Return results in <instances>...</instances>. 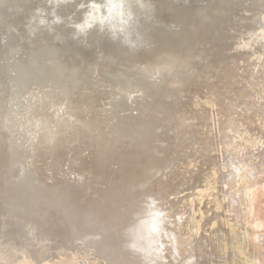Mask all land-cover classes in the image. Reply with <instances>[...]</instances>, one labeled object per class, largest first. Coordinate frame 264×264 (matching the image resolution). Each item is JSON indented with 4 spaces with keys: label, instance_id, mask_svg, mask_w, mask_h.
I'll return each instance as SVG.
<instances>
[{
    "label": "rangeland",
    "instance_id": "obj_1",
    "mask_svg": "<svg viewBox=\"0 0 264 264\" xmlns=\"http://www.w3.org/2000/svg\"><path fill=\"white\" fill-rule=\"evenodd\" d=\"M38 1L41 0L32 2L37 4ZM196 1L192 16L199 17L194 23L188 20L184 23L193 26V34L183 29L186 39L181 45L184 53L190 48L194 50L196 60L193 58L183 68L186 69L182 77L175 78L173 75L164 81L166 86L158 89L156 98L147 103L149 109L145 115L138 117L134 111L118 110L119 95L124 92L115 90L112 95L108 81L95 79L94 86L101 85L102 91L96 87V91L91 93L101 95L103 92L106 98L90 94L89 89H84L79 97L86 96L88 92L89 99L94 100L91 104L93 110L82 113L86 119L93 121L87 129L90 135L97 134L96 130L102 127L99 136H105L111 125L114 126L110 136L96 138L102 144L104 141L103 145L87 146L81 137H77V141L68 137L63 140L66 147L57 149L58 140L53 144L49 142L50 149L39 147L30 160L23 158L26 153L21 149H15L20 157L17 162L32 168L34 175L31 178L38 176L37 170L41 174L45 171L54 174L60 170L58 172L62 174L64 167V171H70L65 172L70 174V178L65 175L60 178L59 173L49 178L52 174L45 172V180H42L40 189H36L39 185L36 180L22 176L21 182L19 179L15 183L14 175L13 183L21 185L16 189L25 200L19 195L17 199L24 202L12 209L24 210L35 216L41 229L47 231L50 226L53 237L37 229H23L25 226L8 234L9 228L4 227V219L9 224L7 219L10 216L4 213L2 206L9 199V188L3 187L0 190V245L8 247L17 244L19 246L15 248L18 252L21 248L24 252L31 249L38 256L35 259L38 264H264V0H254L255 3L252 0ZM4 4L0 1V34L18 45L6 42L2 46L0 59L4 62L0 61V74L5 73L0 80L9 79V73L11 76L18 74L16 67L10 68L7 73L3 63L15 66V61L16 64L25 62L30 55L27 48L32 46L24 47L19 35L16 40L15 36L11 38L17 20L22 16L21 7L5 14ZM58 5L60 1L55 6L44 8L46 12L42 9L30 11L20 30H24L26 36L42 37L37 32L48 33L46 25L49 27L56 20L57 26L51 36L56 37L53 45L62 52L65 42L57 41V38L61 32L66 33L77 25L58 19ZM65 5L68 3L62 4ZM222 10L227 11L224 13ZM78 11L79 8L75 9L73 15ZM40 13L45 15L42 17ZM87 17L88 14L81 17L83 25L84 19L87 23L94 22L88 21ZM199 18L200 24L197 23ZM145 20H150V17ZM41 21L45 22L40 25ZM139 26L146 28L150 23ZM172 31L166 29L165 35H171ZM145 35H148L147 39L140 38L141 34L137 31L136 36L141 41L137 48L139 53H143L150 41L156 39L152 31ZM73 39L80 48L89 42L90 36L83 41V45L80 32ZM13 46L16 47L15 52L21 55L10 63L11 58L5 54ZM103 57L113 59L110 54L100 53L97 61ZM150 57L148 54L144 58ZM98 68L101 77L104 69L102 71L101 66ZM13 79L15 77L7 83L11 84ZM43 84L55 88L51 81L38 80L31 82L22 93L30 88L32 90L29 91L35 95L39 91L37 105L47 103L48 106L44 107L54 111L57 107L51 102L49 105L47 99L43 101V97L55 91L49 89L45 93ZM11 87L14 85L11 84ZM103 87L107 88L103 90ZM7 88L5 83H0V101H3L1 95ZM114 93L118 96L114 97ZM66 101L70 102L68 99L64 100L65 103L61 101L58 107L64 109L69 104ZM75 110L69 109L68 112L74 115ZM129 114L131 119L124 120ZM12 115L13 112L3 117L4 125L15 131L16 123ZM64 117L71 118L68 114ZM43 120L41 117V122ZM121 133L124 134L118 141ZM51 141H54L53 137ZM26 147L27 144L22 141L21 148ZM61 163L68 165L62 166ZM55 166H62V170L57 167L53 172ZM97 167H102V170ZM93 172L98 177L94 178ZM2 176L5 179V175ZM55 176L61 180L57 178V182ZM9 177L5 179L7 183L12 178L11 175ZM82 177L86 178L83 180ZM25 181L35 183V187ZM23 216L20 213L17 219L12 218L17 224L20 220L22 224L35 223L32 216L25 219ZM37 231L39 235L34 236ZM63 239L75 242V246L87 247V251H82V254L76 252L75 256L52 252L51 246H63Z\"/></svg>",
    "mask_w": 264,
    "mask_h": 264
},
{
    "label": "bare ground",
    "instance_id": "obj_2",
    "mask_svg": "<svg viewBox=\"0 0 264 264\" xmlns=\"http://www.w3.org/2000/svg\"><path fill=\"white\" fill-rule=\"evenodd\" d=\"M6 1H7V5H5L3 9V13L5 14L15 12L17 11V9L21 7L20 13H22V16L17 20L16 28L12 33L15 36V40L17 39V36L19 35V40H22V42L20 43L24 45V47L28 45L37 46L41 44L40 46L43 48L45 46H49V47H52L53 50L57 49L55 47V44L53 46V42L56 41V37L51 36L52 30L56 29V26H57L56 20L54 22H51L49 27L46 25V27L48 28L47 30L49 31L48 33L41 34L40 32H37V34L42 35V37H36V35L26 36V32L24 30H20V27L21 26L23 27L22 23L24 22V20L27 17V14L30 11L42 9L43 12H46L44 8H49L53 4L55 6L60 1V5H58L57 7L58 19L68 22L69 25H75V24L79 25L80 24V26H85L87 22L84 19V25H83V19L81 17L86 16L90 12L89 5L91 3H96L98 5H101L100 17L105 18L103 23H101L100 21L91 22L92 26L90 27V29L88 27H82V29L74 27L71 30H67L66 33L64 31L61 32L60 37L57 38V41L59 39L60 41L65 42L62 52L60 50H57V52L56 51L49 52L48 57L44 58L45 59L44 63L39 61V64L37 66L38 67L42 66L45 72L43 70L42 71L43 75L41 76L39 75L37 79L40 80L41 82L42 81L44 82V80L45 82L51 81L53 83V87H55V88H50L51 86L46 87L45 84H43L45 86L44 87L43 85H41L43 86L42 90L43 91L45 90V93L49 89H54L53 91H55L53 92V94L50 91L51 92L50 95L46 93L45 98L43 96L41 97H43V101L45 99V102L47 99L49 105H50L49 102H51L52 106L57 107V108L55 107L56 109H54V111H50L48 110L47 107H44V106H48L46 105L47 103L37 105L36 101H39L38 100L39 96H37V94H39V91L38 93L36 91V95H35L34 92L33 93L30 92L32 90L31 88H30L31 90L26 89L27 92L24 91L25 92L24 95H23L24 92L21 95L19 93L18 94L15 93L14 87H11L10 89H6L4 92H2L1 96L3 98V101H0V159L2 160L0 161V190H2L1 188L3 187L9 188L10 191L8 190V197L10 199L14 197L17 198L20 195L17 192L19 189L17 190L16 186L14 185H12V187L7 186V184L10 185L11 183H13L14 175H15V183H16V179L20 178L21 176H23L24 178L26 177V179L28 180L29 179L36 180L37 182L36 184L37 185L39 184L36 189H40L39 186L41 185L42 180L44 181L46 178L45 177L46 171L43 173L44 174L43 175L39 172V170L36 171L38 172V176L31 178V175H34L32 172V168L30 167V165L28 166L26 164L21 165L22 163L19 164L17 162L18 160H20V157L16 153L15 149H18V150L21 149L22 152L26 153L25 156H23V158L26 157V159L30 160V158L33 157L32 154H34L35 150L39 149V147L43 149H50L51 147H50L49 142L53 144V142L58 140L59 141V144L57 145V149H58L59 147L65 146L63 144V140L68 137L70 138L71 141H77L78 140L77 137H81L82 139L85 140L83 141V143L87 146H90V145L95 146V144H97V146H100V144H102L100 142L101 141L100 139H99L100 141L98 140L99 142L96 139L102 136V134L101 136H99L101 133L99 129L102 127H100V125L99 126L97 125V127H100L99 129L96 130L97 134L95 133V130H94L93 133L95 134L90 135L87 132L88 131L87 129L89 126H91L90 124L93 121L92 120L89 121L90 119L88 120L84 116H82V113L84 110H87V113L93 110V107H91V104L94 102V100L89 99V97L91 96L89 94L87 95L88 92L86 93V96L83 95V97L82 96L79 97V95L82 94V91H84V89L91 90L89 92L90 94L94 93L93 91L97 87L96 85L94 86L95 79L97 80L99 78H102V80L101 79L99 80L105 81V83H107L106 81H108L109 82L108 85L110 87V94L112 95L115 90L124 92L123 94L124 96L121 94L119 95L121 99L118 100L120 105L118 104L116 106L118 110L121 109L120 110L121 112H128V111L133 112L134 111L138 114V117L145 115L146 111L149 109L147 107V103L156 98L155 96L157 95L158 89L164 88L166 86L164 81H168V79L173 75L175 78L182 77V74H184L183 72L186 69L185 68L183 70V68L186 67V65L190 64L191 60L194 58V54H193L194 50H192L191 48L185 53L181 51V48L183 46L182 43L186 39L184 37L185 33H183V29H186L187 32L192 35L193 26L192 25L187 26L184 23L187 20L191 23H194L195 18L197 19L199 15H197L196 17L192 16L194 5L197 2L196 0H191V1L190 0H103V1L102 0L101 1H98V0H55L53 3H49L52 0H46L48 1L47 3L41 0V1H38L39 3L37 4H34L32 2L33 0H21V1L6 0ZM64 2H67L68 5L62 6ZM81 5H83V7H81ZM71 8H73V10ZM77 8H79L80 11H78V13L76 12V15H73V12ZM109 8L113 9L111 16H109V11H108ZM220 9H223V8H220ZM220 9L219 11L221 12ZM180 11H184V12H180ZM225 11L222 10V12L224 13ZM117 13H120V15H117ZM40 15L43 17L45 14L40 13ZM149 17H150V20H145V19H148ZM106 20H110V21L107 22ZM199 20L200 18L197 20V23H199ZM18 22H20V24ZM33 22L35 21L33 20ZM27 23L29 24L28 21ZM149 23H150V26L146 28L139 26L141 24H149ZM28 24L26 25L28 26ZM42 24L43 23H40V25ZM180 26H181V29L179 28ZM166 29H173V31L171 32V35L169 36L165 35ZM28 30H31V29H28ZM138 30H139V33L141 34L140 38L142 37L143 39H147L148 35H145V34H148L151 31L152 33H154L156 37L155 40L150 41L149 45L146 47L143 53L137 52V48L139 47L138 45L141 44V41L139 40L140 38L136 36ZM78 32L82 34V40H81L82 45H83V41L88 36H90L89 42L87 44H84L80 48H78V44L76 40L73 39L77 35ZM24 34L25 36L22 37V35ZM1 37H2L1 39H4L3 36ZM6 42L13 43L6 39L1 40V43L5 44ZM188 46L190 47L191 44ZM1 49H2V46H0V57L3 55V54L1 55ZM15 49L16 47L13 46L8 51L9 53L5 54L6 56H9L11 58L10 63L11 61H14V59L18 60V58H20L21 54L19 55L18 52H15ZM72 51L73 53L72 55H70V52ZM97 52L99 53V55L96 56L95 53ZM100 53L110 54V56L113 57V59H107L106 57H103L99 61H97V59L100 56ZM148 54L151 57L144 58ZM58 57L59 58L62 57V58L59 60ZM194 60H196V58H194ZM0 61L4 62L1 59ZM15 62L17 63V61ZM46 63L47 64L49 63L48 66H46ZM119 65L121 66L120 68H119ZM99 66L102 67V71L104 69L101 77L98 73V71L100 70L98 68ZM4 73L5 72H2L0 74V78L3 76ZM10 74L11 73L8 74L9 79L13 77ZM95 74H96V77H94ZM2 82L3 80H0V83ZM101 83L102 82H100L99 84ZM99 87L101 89V85ZM99 87H97V90L99 89ZM44 88H47V89H44ZM106 88L103 87V90ZM42 90L40 89V91ZM100 91H102V89ZM102 93L103 92H101V95L100 94H97V95L93 94V95L102 96L104 94ZM114 94H115L114 97L118 96L117 95L118 93L117 94L114 93ZM93 95H92V98L94 97ZM66 99L70 100V102L66 101V103L69 102V104L64 106V109L61 107H58L61 105L62 103L61 101L65 103L64 100ZM33 100L35 102H33ZM55 100L59 102H56ZM35 105H37L38 107ZM69 109L70 111L71 109H74V110L76 109L74 111V115H71L73 113L68 112ZM11 112H13L12 119L16 123L15 131L9 130L4 125L6 122L4 121L3 117L7 113H11ZM87 113L85 114L87 115ZM65 114H68L71 117L70 120L64 117ZM41 117L44 118L43 122H41ZM128 119H131V114L126 116L124 120H128ZM137 120H140V119L138 118ZM113 127L114 126L111 125V128ZM111 128H109L110 130L108 131V134L105 136L111 135L110 132L111 130H113ZM54 129H56L55 132L54 131L52 132V130ZM123 134L124 133H121V135L118 138V141L121 140ZM105 136H102L103 139L105 138ZM52 137L54 141H51ZM22 141H24L27 144V147L25 149L21 148ZM15 144L17 145L13 146ZM103 144H104V141H103ZM106 148H109V146H107ZM13 153L15 155H13ZM26 159L24 160L25 162H26ZM97 160L99 161V158ZM91 161L94 162L95 160L93 159ZM96 164L98 166V162ZM65 165H68V164H65ZM65 165H62V166H65ZM83 165H85V162L83 163ZM62 166H59V167L55 166V168L51 167L49 170L53 168V172H55L54 169H56L57 167L59 169ZM66 167L70 168V166H66ZM64 168H63V171H61L63 172L62 174L59 173L60 170H58L59 172L56 170L57 172H55L54 174H52V171H51L50 173L52 174V176H48V177L49 178L53 177V175H55L56 173L60 174L58 175L59 177L61 175H65L66 177L67 176L69 177L70 174L66 175L65 174L66 171H64ZM91 168L93 169V167ZM101 168L102 167L98 169H101ZM74 169H76V167ZM92 169L91 171H93ZM96 171L94 172L96 173ZM69 172L70 171L66 173H69ZM94 172L92 174H95ZM3 174L5 175V179L10 178L9 176L12 175V178L10 179V181H8V183L3 178L2 176ZM96 174L94 178H96V176L98 177V175ZM56 176L54 177V179L56 178ZM87 176H89V174ZM90 176H92L91 173H90ZM59 177L57 178L60 179L61 177L60 178ZM49 178H47L46 180H48ZM85 178H83V180ZM89 178L92 179V177H89ZM51 180L52 178L50 179V181ZM56 180H55V183H56ZM19 181L21 182V179ZM58 181L59 180H57V182ZM29 182L31 183L30 185L32 187H35L34 185L35 183L31 181ZM17 187L21 188V185L18 184ZM22 199H24L23 196H22ZM14 218L17 219L18 215H15ZM14 218L11 217L10 219H7V222L9 224H7L4 219V227L9 228L7 230L8 234L18 231L20 230V228H23L24 226L25 227L23 229L25 228L29 230L37 229L39 232L46 233V234L48 233L47 235L50 236V238L53 234L51 233V231H49L50 226H48L49 230L47 231L44 229H41L42 227H38L37 226L39 224L38 221L34 220L35 223L28 222L26 224H21V227H20L19 222L17 224ZM21 221L22 220H20V222ZM66 228H67V225H66ZM38 231L34 233V236L35 234L36 236L39 235ZM34 236H31V237L34 238ZM68 237H66V239H69ZM66 239L62 240L63 246L61 247L51 246L52 248L51 251L55 253L56 251H58L61 255H72V256H75L76 252H78V254L79 253L82 254V251L84 252L87 251V247L81 248L77 245L75 246L74 245L75 242L73 241L70 242V241H67ZM35 242L39 243L38 241H35ZM32 243H30L31 246H33ZM15 246L18 247L19 245L14 244V246L12 245L8 247H6V244L0 245V264H38L35 261L36 257L38 256L31 249L28 252H24L21 248L19 249L21 252H18ZM14 251H16V253H13ZM38 260L40 259L38 258Z\"/></svg>",
    "mask_w": 264,
    "mask_h": 264
},
{
    "label": "water",
    "instance_id": "obj_3",
    "mask_svg": "<svg viewBox=\"0 0 264 264\" xmlns=\"http://www.w3.org/2000/svg\"><path fill=\"white\" fill-rule=\"evenodd\" d=\"M0 1H2L3 3L5 2L4 6L7 5V1L6 0H0ZM98 1H101V0H98ZM18 23L20 24V22H18ZM11 38H14V35L11 36ZM3 45H4V43H1V36H0V46H3ZM48 47L49 46H45L43 48L40 45H37V46H29L27 48V51L29 52L30 57L25 62L24 61H20L18 64H15V66L13 64H10V66H9L7 63H3L2 66L5 68L4 70H6L7 73H8V70L10 68H13V69H14V67L18 68V70H17V73L18 74L12 75L13 77H15V79H13L14 81L12 82V85H14V91H15V93H17V94L19 93L21 95L23 89H25L31 82L38 81L37 80V77L39 75L40 76L43 75L42 74V71L44 70V68L42 66H39V67L37 66L39 64V61L42 62V63H44L45 62V59L44 58L45 57H48V55H49L48 53L49 52H53V51H56L57 52V50H59V48H57L56 50H53L52 47H49V48ZM1 55H2V53H1ZM34 68H35V70H34ZM44 72H45V70H44ZM7 80H9V79L5 78V81L3 80V83L5 82L6 83V86L8 88H11V84H10V82L7 83ZM11 177H12V175H11ZM18 179H20V178H17L16 180H18ZM26 182H29V181H25V183ZM12 184H14V183H11L10 186ZM14 186H18V183L16 185L14 184ZM5 199H6V197H5ZM23 202H24V200H22L20 198L17 199L15 197L14 198L7 199V201L4 202L5 205L3 204V206H2L3 207L2 210L4 211V213L8 214L7 216H10V218L11 217H15V215H18L20 213H23V215H24L23 216V219L27 218L28 216L31 217L32 215H29L28 212H26L24 210L22 212V211H15V209L14 210L12 209V207H20V205H22ZM31 219H33L35 221H38V219L35 216H32ZM22 223L23 222H20L19 224H22Z\"/></svg>",
    "mask_w": 264,
    "mask_h": 264
},
{
    "label": "clouds",
    "instance_id": "obj_4",
    "mask_svg": "<svg viewBox=\"0 0 264 264\" xmlns=\"http://www.w3.org/2000/svg\"><path fill=\"white\" fill-rule=\"evenodd\" d=\"M81 7H83V5H81ZM89 8H90V12L88 13V17H87L88 21H96V20H99L101 23H103L105 18H101L100 17L101 5H98L96 3H91L89 5ZM108 11H109V16H111L113 9L112 8H109ZM117 15H120V13H117ZM57 22H59V21H57ZM41 23H44V21H41ZM91 26H92V23L89 22V23H86L85 26L77 25V28H81V29H82V27H88V28H90Z\"/></svg>",
    "mask_w": 264,
    "mask_h": 264
}]
</instances>
